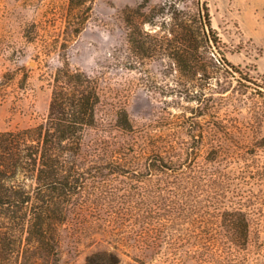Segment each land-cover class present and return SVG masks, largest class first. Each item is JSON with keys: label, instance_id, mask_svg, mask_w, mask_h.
Here are the masks:
<instances>
[{"label": "rangeland", "instance_id": "374dc122", "mask_svg": "<svg viewBox=\"0 0 264 264\" xmlns=\"http://www.w3.org/2000/svg\"><path fill=\"white\" fill-rule=\"evenodd\" d=\"M209 7L235 71L211 52L203 60L208 71L204 63L182 71L162 49L142 55L131 42L133 30L144 40L146 32L165 34L171 23L163 20H196L197 0H0V132L34 127L47 117L59 68L85 72L97 79L102 99L99 123L88 129L86 142L135 143L142 133L150 142L187 140L200 152L204 178L181 232L193 236L184 250L197 249L202 230L207 242L205 232L217 229L223 205L241 206L251 218L250 242L233 262L264 264V146H257L264 136V95L244 85L246 79L264 83V0H209ZM149 19L157 25L144 22ZM122 110L134 134L118 125ZM213 148L216 159L205 162ZM90 171L98 178L87 181L85 197L93 203L83 210L87 223L79 224L84 238L77 243L69 227L62 230L66 264H86L104 251L119 255L120 264H169L164 254L149 260L133 247L149 239L131 238L146 227L140 221L147 212L161 211L150 200L170 179L136 180L135 174L147 173L136 164ZM211 254L205 263L196 257L185 264H213Z\"/></svg>", "mask_w": 264, "mask_h": 264}, {"label": "trees", "instance_id": "16d2710c", "mask_svg": "<svg viewBox=\"0 0 264 264\" xmlns=\"http://www.w3.org/2000/svg\"><path fill=\"white\" fill-rule=\"evenodd\" d=\"M197 6L196 20H163L171 23L165 34L146 32L144 40L134 37L133 30L131 42H136L142 55L163 50L182 71L202 65L208 52L225 70L235 71L212 25L209 0H197ZM144 22L157 25L154 19ZM203 66L208 71L210 65ZM246 82L245 86L264 95V83L252 79ZM101 104L97 79L67 65L59 68L55 76L47 117L34 127L0 132V264H66L62 230L69 227L77 243L84 238L86 232L79 224L87 223L83 210L93 203L85 197L91 190L87 181L98 178L90 170L124 169L133 164L147 171L135 174L136 180L151 182L156 174L170 179L150 200V207L155 205L161 211L147 212L140 221L146 227L136 233L139 238H131L149 240L135 244L134 248L149 260L164 254L170 259L169 264H185V259L196 257L198 263H205L204 255L210 253L213 260L209 262L213 264H234L233 259L239 260L248 248L251 231V218L241 206L223 205L217 216V229L205 232L209 235L207 242L203 241L202 230L194 234L197 249L184 250L193 236L186 234V238L181 232L186 231L184 225L189 223L190 200L196 197L198 183L204 178L203 166L198 162L200 152L187 140L179 143L177 139L159 137L150 142L142 133L136 134L142 140L135 143L119 142L105 147V139L100 137L86 142L88 129L99 123ZM118 125L126 133H135L125 110L118 115ZM257 146H264V136ZM214 152L216 148L204 161H214ZM120 261L116 253L104 251L90 255L86 264Z\"/></svg>", "mask_w": 264, "mask_h": 264}]
</instances>
